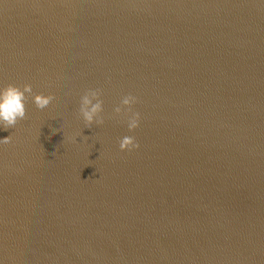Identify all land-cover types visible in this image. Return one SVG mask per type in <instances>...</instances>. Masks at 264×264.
Masks as SVG:
<instances>
[{
	"label": "water",
	"instance_id": "1",
	"mask_svg": "<svg viewBox=\"0 0 264 264\" xmlns=\"http://www.w3.org/2000/svg\"><path fill=\"white\" fill-rule=\"evenodd\" d=\"M8 84L56 99L0 127V264H264V0H0Z\"/></svg>",
	"mask_w": 264,
	"mask_h": 264
},
{
	"label": "clouds",
	"instance_id": "2",
	"mask_svg": "<svg viewBox=\"0 0 264 264\" xmlns=\"http://www.w3.org/2000/svg\"><path fill=\"white\" fill-rule=\"evenodd\" d=\"M102 90H87L81 97L79 115L85 122V127L92 129L94 125L101 126L105 123L103 118L104 102L102 100ZM32 98L37 109L41 111L51 110L54 106L55 96L43 93L35 94L31 84L22 87L8 84L0 89V127L3 130L15 128L16 125L27 119V103ZM139 103L138 99L129 94L121 100V106L114 109L117 116L127 115V126L129 131L134 132L140 127L141 115L133 111V106ZM125 109L127 112L125 113ZM12 141V136L0 139V144L7 145ZM76 142V138H72ZM121 151L132 152L138 150L140 145L135 137L124 136L119 141Z\"/></svg>",
	"mask_w": 264,
	"mask_h": 264
}]
</instances>
